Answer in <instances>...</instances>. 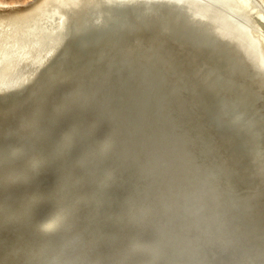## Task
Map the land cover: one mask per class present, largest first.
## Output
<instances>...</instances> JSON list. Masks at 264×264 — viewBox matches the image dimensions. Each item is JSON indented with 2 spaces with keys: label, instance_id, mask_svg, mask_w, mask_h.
Instances as JSON below:
<instances>
[{
  "label": "bare ground",
  "instance_id": "6f19581e",
  "mask_svg": "<svg viewBox=\"0 0 264 264\" xmlns=\"http://www.w3.org/2000/svg\"><path fill=\"white\" fill-rule=\"evenodd\" d=\"M120 10L154 24L133 71L92 49ZM40 132L0 169V264H260L264 0H0V158ZM103 187L113 233L94 229Z\"/></svg>",
  "mask_w": 264,
  "mask_h": 264
},
{
  "label": "water",
  "instance_id": "95a60500",
  "mask_svg": "<svg viewBox=\"0 0 264 264\" xmlns=\"http://www.w3.org/2000/svg\"><path fill=\"white\" fill-rule=\"evenodd\" d=\"M196 5V4H195ZM195 5L190 3V11H191V15H196L199 17L198 15V10L199 8L196 7ZM198 6V5H197ZM145 12L147 13V10H145ZM101 13H107V11H103ZM118 17H116V19L111 18L110 22L107 23V19L105 18L106 16H103L102 20L106 19L104 23H106V25H109L110 27L112 26V28L114 29L113 31H105V29L100 30L99 27V23L98 25H95L92 30H91V42L92 41H96L97 43H99L100 45H97V47L92 48L93 50H98L99 52L102 53L103 57L105 60H107V64L111 63L112 65L117 64L116 67H119L121 70L122 68L125 69H130L131 71L134 70V68L136 67V62L138 61V69L141 67V61L143 59H145V55L140 54L139 51H137V48L135 46L134 41L132 40V36L131 34H135L134 32H138V34L143 35L145 32H149L153 29L154 24L152 23V21H148V19L145 20V16L143 13L139 12L138 16H139V20H137L136 22H130L129 18H127L126 15V10H120V13L117 14ZM126 15V16H124ZM201 17V16H200ZM203 20H208L205 19L204 17H201ZM100 20V21H102ZM96 21V22H95ZM94 22L97 23L98 21L95 20ZM130 24V25H129ZM133 24V25H131ZM131 26V27H130ZM111 28V29H112ZM122 28H124L122 31H120ZM130 35V36H129ZM78 40V41H77ZM77 40L75 41L77 43V45H83L86 40L88 41V39L86 38V35L84 36H79L77 38ZM75 45V44H74ZM252 48L255 49L254 45L251 46ZM139 50V49H138ZM93 52V51H92ZM98 52V53H99ZM138 52V55L137 53ZM97 53V52H96ZM161 55V54H160ZM169 60L168 57H166L165 55L161 57L154 58L150 61V66L154 67V75L153 77L156 76H164V72L166 69L162 70V67H160L159 65H162L164 62L167 63ZM161 62V64H160ZM128 72V71H127ZM159 73V74H158ZM152 77V78H153ZM62 108V107H61ZM64 110H60V112L58 111L57 115H64L65 112H63ZM38 134H42L43 133L40 132ZM40 136V135H37ZM35 137L32 140H21L17 143V148L15 147L14 149H17L19 152H21L20 156H14L11 154V152L9 153H2V156L0 158V169H2L5 165H7L6 163H12V164H22L25 162V158L29 155H34V154H39L41 152H44V150L46 148H48V137ZM81 137V136H79ZM88 139V138H86ZM61 152L62 151H56V154L59 158H61ZM79 152H72L67 155L68 158H70L73 162L74 160L77 161V155ZM84 157V156H82ZM88 158V157H85ZM91 159V158H88ZM90 168V167H88ZM85 170H87V168H85ZM97 175L102 176L101 174H103L101 171H94ZM49 179H51L50 181H52V177L50 176ZM47 183H40L38 185L40 186H45ZM123 190V188H121ZM103 211L97 215V219H96V226H95V230L96 231H109L113 233L112 229L117 228L118 226L111 225L110 222V216L112 213L110 211H114L115 209H118L121 206V204H118L116 206H112V202H111V195H115L116 192L111 193L110 189L108 187H103ZM124 205V203H123ZM125 206V205H124ZM104 233V231L102 232ZM99 236V235H98ZM99 242H101L100 250H101V254H102V250H109V246H107L106 241H109L106 237V235H100L99 236ZM103 255V254H102Z\"/></svg>",
  "mask_w": 264,
  "mask_h": 264
},
{
  "label": "rangeland",
  "instance_id": "374dc122",
  "mask_svg": "<svg viewBox=\"0 0 264 264\" xmlns=\"http://www.w3.org/2000/svg\"><path fill=\"white\" fill-rule=\"evenodd\" d=\"M1 1H4V2H8V3H15V4H17V5H25V4H27V3H30V2H33V0H1ZM56 142H58V139H56L55 140ZM18 167H21V166H19L18 165ZM53 176V174H51V177ZM37 181H39V180H37ZM47 181V183H48V179H43V181L42 182H39L38 184H40V183H44V182H46ZM46 183V184H47ZM31 184V183H30ZM29 185V184H28ZM40 186V185H39ZM21 188H18V187H15V188H13V190L11 191V190H9V193L5 196V201H1V203L2 202H5V203H9L10 201H14V200H16L17 198H19L20 197V195L22 194L21 193V191L22 190H20ZM32 189V188H31ZM30 189V190H31ZM32 190H34V189H32ZM39 193H41L42 191L40 190V187H39ZM16 204V202H14V205ZM35 215L37 216L38 214H39V212H40V210H39V207H37L36 209H35ZM10 227H13V226H10ZM38 227V224H37V226H36V228ZM8 228V227H7ZM14 228H15V226H14ZM19 229H20V227H19ZM9 230V229H8ZM4 231H6V229H4ZM6 234H8V236H6L7 237V240H9L10 239V235H9V233H6Z\"/></svg>",
  "mask_w": 264,
  "mask_h": 264
},
{
  "label": "snow or ice",
  "instance_id": "6c2138e0",
  "mask_svg": "<svg viewBox=\"0 0 264 264\" xmlns=\"http://www.w3.org/2000/svg\"><path fill=\"white\" fill-rule=\"evenodd\" d=\"M260 264H264V250L260 254Z\"/></svg>",
  "mask_w": 264,
  "mask_h": 264
}]
</instances>
